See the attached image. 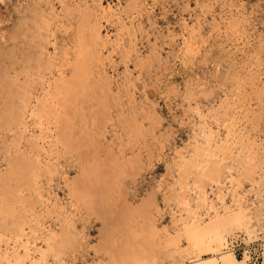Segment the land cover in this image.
Returning a JSON list of instances; mask_svg holds the SVG:
<instances>
[{"label": "bare ground", "instance_id": "obj_1", "mask_svg": "<svg viewBox=\"0 0 264 264\" xmlns=\"http://www.w3.org/2000/svg\"><path fill=\"white\" fill-rule=\"evenodd\" d=\"M261 232L264 0H0V264H246Z\"/></svg>", "mask_w": 264, "mask_h": 264}, {"label": "rangeland", "instance_id": "obj_2", "mask_svg": "<svg viewBox=\"0 0 264 264\" xmlns=\"http://www.w3.org/2000/svg\"><path fill=\"white\" fill-rule=\"evenodd\" d=\"M172 25H174V24L172 23ZM163 26H166V25H163ZM181 39H182L181 36L177 37V40H178L179 43H182L183 40H181ZM237 58H238V55H236V59ZM180 60H181V58H179L177 60V62H176V66H175V69H174V71L172 73V77L170 76L171 78H167L166 80H164L162 82L161 87H162V91H163L164 95H161V98H159V102H160L159 107L162 109V112H163L164 117L166 118V121H168V123L170 122V124L172 123V125L176 129H178V128L182 129V126L175 122L176 117H174L175 115L172 114V111H171V109L169 107V104H168V101H167V93H166L167 89H168V86L169 85H173L172 83H174V85H177V86L179 85L178 87L182 88L183 85H184L183 82L185 81V77H188L191 74L193 75V73L194 74L197 73V72L200 73L201 70H202L201 66H197L195 70H193V69L190 70L188 67L184 66L182 64V61L180 62ZM223 67H224V69H223ZM225 68L226 67L223 66V65H220V67H219V65L218 66L216 65L215 72L224 71ZM178 70L180 71V73L178 72ZM183 71L186 72V74ZM183 75H185V76H183ZM210 82L212 83L214 81L211 80ZM183 129H187V127L183 128ZM247 238H248L247 235H245L244 233H241V236L234 241V244L232 245V248L234 249L237 258L239 260H243L244 259V255H245L244 253H246L249 256L248 259H247V263L246 264H263L262 261H264L263 260L264 259V232H261L259 234V237L254 239V240L247 241Z\"/></svg>", "mask_w": 264, "mask_h": 264}]
</instances>
